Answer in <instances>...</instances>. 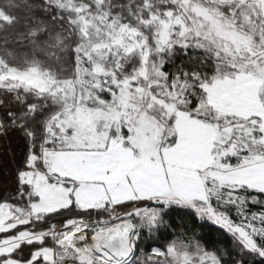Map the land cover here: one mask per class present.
I'll return each mask as SVG.
<instances>
[{
    "label": "snow or ice",
    "instance_id": "snow-or-ice-1",
    "mask_svg": "<svg viewBox=\"0 0 264 264\" xmlns=\"http://www.w3.org/2000/svg\"><path fill=\"white\" fill-rule=\"evenodd\" d=\"M0 264H264V0H0Z\"/></svg>",
    "mask_w": 264,
    "mask_h": 264
}]
</instances>
